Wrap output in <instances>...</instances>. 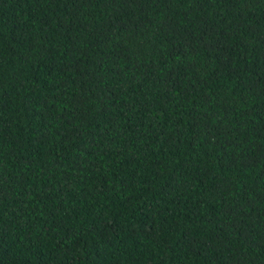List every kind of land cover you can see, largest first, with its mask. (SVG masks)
<instances>
[{
  "label": "trees",
  "instance_id": "trees-1",
  "mask_svg": "<svg viewBox=\"0 0 264 264\" xmlns=\"http://www.w3.org/2000/svg\"><path fill=\"white\" fill-rule=\"evenodd\" d=\"M0 264H264V0H0Z\"/></svg>",
  "mask_w": 264,
  "mask_h": 264
}]
</instances>
